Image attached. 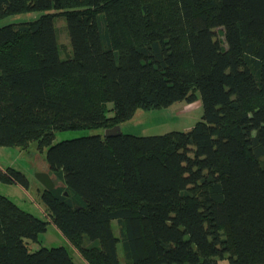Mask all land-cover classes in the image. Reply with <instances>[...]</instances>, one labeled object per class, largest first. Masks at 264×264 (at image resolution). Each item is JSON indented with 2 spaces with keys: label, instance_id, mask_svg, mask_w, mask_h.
Returning <instances> with one entry per match:
<instances>
[{
  "label": "trees",
  "instance_id": "trees-1",
  "mask_svg": "<svg viewBox=\"0 0 264 264\" xmlns=\"http://www.w3.org/2000/svg\"><path fill=\"white\" fill-rule=\"evenodd\" d=\"M30 11L0 25V144L46 147L63 185L43 189L46 220L0 193V264H75L28 249L49 221L88 264H264V0H0V19ZM196 91L189 129L53 143ZM0 181L29 186L11 166Z\"/></svg>",
  "mask_w": 264,
  "mask_h": 264
},
{
  "label": "rangeland",
  "instance_id": "rangeland-1",
  "mask_svg": "<svg viewBox=\"0 0 264 264\" xmlns=\"http://www.w3.org/2000/svg\"><path fill=\"white\" fill-rule=\"evenodd\" d=\"M40 12L41 11H30L7 15L0 19V25L8 22H20L35 19ZM54 26L57 35L59 55L61 58H66L70 55L71 45L66 29L65 17L55 16ZM196 93L197 98L195 100H183L182 106L179 109L174 103L163 107L136 109L130 118L120 123L121 133L150 135L164 133L173 129H189L195 121L201 118L203 112L199 92L196 91ZM108 106L110 108L111 104L108 103ZM111 114L112 112H109V115ZM104 130L103 127L57 130L54 134L53 143L63 139L84 135H103ZM45 156L46 147L39 150L34 141H31L29 146L25 148L0 144V168L4 169L7 166H11L22 171L29 180V186L27 189H24L16 183L0 181V193L13 200L22 209L44 220L47 219V215L44 211L46 204L42 198L44 186L36 177V172L47 170L54 179L55 185H63L61 180L50 171ZM111 225L113 233L118 237L119 225L117 221L115 219L112 220ZM86 239L87 238L85 237V242H88ZM27 243L30 251H34L40 246H64L71 254L75 264H88L87 261L70 245L53 222L49 221L46 229L39 232L38 240H29ZM117 251L119 258L123 261L120 241L117 243Z\"/></svg>",
  "mask_w": 264,
  "mask_h": 264
},
{
  "label": "water",
  "instance_id": "water-1",
  "mask_svg": "<svg viewBox=\"0 0 264 264\" xmlns=\"http://www.w3.org/2000/svg\"><path fill=\"white\" fill-rule=\"evenodd\" d=\"M121 132L120 129V124H116L112 127L109 128H105L104 130V136H109V135H113V134H118ZM36 177L38 178V180L43 184L45 189H52L53 187H55V182L54 179L52 178V176L49 174V172L47 170H40L36 172ZM65 194H67L65 192Z\"/></svg>",
  "mask_w": 264,
  "mask_h": 264
},
{
  "label": "crops",
  "instance_id": "crops-1",
  "mask_svg": "<svg viewBox=\"0 0 264 264\" xmlns=\"http://www.w3.org/2000/svg\"><path fill=\"white\" fill-rule=\"evenodd\" d=\"M182 102H183V100H182V101H179V102H175L174 104H175L176 106H178V109H179V108H181V106H182Z\"/></svg>",
  "mask_w": 264,
  "mask_h": 264
},
{
  "label": "flooded vegetation",
  "instance_id": "flooded-vegetation-1",
  "mask_svg": "<svg viewBox=\"0 0 264 264\" xmlns=\"http://www.w3.org/2000/svg\"><path fill=\"white\" fill-rule=\"evenodd\" d=\"M43 189H45V188H43Z\"/></svg>",
  "mask_w": 264,
  "mask_h": 264
}]
</instances>
